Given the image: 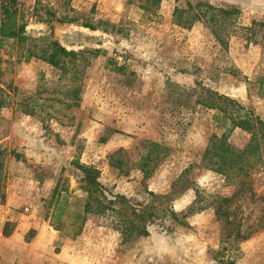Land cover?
Returning a JSON list of instances; mask_svg holds the SVG:
<instances>
[{
	"label": "rangeland",
	"instance_id": "1",
	"mask_svg": "<svg viewBox=\"0 0 264 264\" xmlns=\"http://www.w3.org/2000/svg\"><path fill=\"white\" fill-rule=\"evenodd\" d=\"M189 1L199 0L150 5L146 0H0V218L7 213L9 188L13 202L21 204L17 216L51 219L56 189L68 195V212L82 208L86 193L74 164L80 161L100 170L109 196L146 201L147 191L188 188L174 209L186 212L201 201L186 218L189 226L170 233L150 226L149 236L126 244L95 218L75 238L61 225L57 245L88 235L75 253L76 264H219L222 223L210 202L232 194L240 182L213 170L217 159L206 153L225 134L233 148H247L252 133L232 127L247 112L264 121V0H203L241 9L221 30H212L205 14L183 26L185 19L177 20L174 12L188 8ZM58 26L83 38L57 39ZM45 36L75 51L65 57L70 71L40 57L48 48ZM211 91L236 99L244 109L228 108ZM66 140L69 150L55 159L45 154L51 147L67 148ZM145 140L166 148L147 179L138 169L149 152ZM115 152L128 175L110 166ZM244 180L251 191L233 206H239L247 238L226 255L236 264H264V165L255 164ZM7 222L12 234L17 222ZM36 233L27 230L25 241ZM5 252L0 243V264H12Z\"/></svg>",
	"mask_w": 264,
	"mask_h": 264
},
{
	"label": "trees",
	"instance_id": "2",
	"mask_svg": "<svg viewBox=\"0 0 264 264\" xmlns=\"http://www.w3.org/2000/svg\"><path fill=\"white\" fill-rule=\"evenodd\" d=\"M160 1L146 0V3L149 5L151 3L159 4ZM5 11L8 12V8ZM178 12L179 14H177ZM174 14L177 20H181V18L185 19V22H182V25L185 27H191L195 20H202L203 14L205 16L209 15L207 21L212 30H221L225 21L227 22L233 16L241 14V9L237 6L224 7L199 0L197 3L189 1L188 8H177ZM253 24L257 25L258 23L253 22ZM258 25L262 26L263 24ZM41 39L47 42L48 48L40 57L54 68L62 69L64 73L70 71L67 70L68 66L65 64V57L76 56L75 51H69L61 42L51 40L47 36ZM72 91L75 93V103L79 105V92L76 89ZM211 93L218 99L224 100L228 108L244 109L243 105L234 98L217 91H211ZM232 124L233 128H244L252 133V139L247 148L243 150L233 148L226 140L225 134L206 153L211 154V157L214 156L217 159L213 161V170L225 175L226 179H230V175H232L231 178L234 176L240 182L232 194L216 195L212 198V202H210V205L215 207L217 219L222 223V247L218 251V255L216 254L219 264H236V258L232 256L228 257L226 251L235 249L234 247H237V244L247 238V234L242 230L239 219V206L233 205L237 204L239 197L243 193L248 190L251 191L249 186L247 187L249 183L245 182L244 177L255 167V164L264 165V121L253 112H247L245 119ZM143 142L144 148L148 149L149 152L146 155L142 154L143 158L140 160V167L138 169L142 172L143 178L147 179L151 177L158 159L162 157L160 153H165L166 148L157 142L147 140ZM1 154L2 151L0 149V156ZM118 154V152L110 154L109 164L111 167L117 168L119 173L128 175L129 171L124 168L125 160L115 158ZM74 164L82 172V176L77 182L81 184L82 190L86 193L82 208L75 212H68V195L60 194L56 189L54 197L57 196L58 199L51 216V225L57 230H61V227L64 226L66 236L71 238L81 235L86 223L93 218L101 221V226L109 225L117 231L123 244L131 242L136 238L149 236L150 226H157L163 232L170 233L180 225L189 226L186 218L201 201L196 199L186 212L176 211L173 207V202L188 188L184 190L173 189L169 194H156L153 191H147L148 198L146 201H136L124 194L109 196L107 193L109 189L100 180L101 172L97 167L80 161L74 162ZM1 166L0 162V168ZM0 198L2 200L3 195L0 194ZM206 207L202 206L199 209ZM64 214L67 217L66 222L62 221ZM9 224L8 222L6 223L3 231L6 236L11 235L7 229Z\"/></svg>",
	"mask_w": 264,
	"mask_h": 264
},
{
	"label": "crops",
	"instance_id": "3",
	"mask_svg": "<svg viewBox=\"0 0 264 264\" xmlns=\"http://www.w3.org/2000/svg\"><path fill=\"white\" fill-rule=\"evenodd\" d=\"M73 125L75 129L78 127V124ZM62 130V128L58 129L60 132ZM61 137H65V132L61 134ZM67 143V148L61 147V150L58 147H55V149L51 147L45 154L55 159L57 155L59 156L62 152H66L71 148V143L69 141ZM58 160L62 159L58 157ZM20 205L13 202V188H9L6 203L7 213H5V219H3L4 217L0 218V236L3 237L0 239V243L3 244L6 250L5 255L11 259L12 264H76L75 253L80 249L79 245L88 235L83 236V238L80 237L77 241L66 238L63 245H57L60 232L51 225V219L46 220L34 216L26 217V214L25 216L20 215L21 217L17 216L15 210ZM13 220L17 222V229L10 236H4L3 223L6 224L7 221ZM28 223L31 225L29 226ZM30 229L36 230L37 233L33 240L26 242L24 239L26 231ZM58 246L59 248H57ZM8 249L10 252L7 251Z\"/></svg>",
	"mask_w": 264,
	"mask_h": 264
},
{
	"label": "water",
	"instance_id": "4",
	"mask_svg": "<svg viewBox=\"0 0 264 264\" xmlns=\"http://www.w3.org/2000/svg\"><path fill=\"white\" fill-rule=\"evenodd\" d=\"M55 36L57 39L64 41H72L83 38L81 34L60 26L55 28Z\"/></svg>",
	"mask_w": 264,
	"mask_h": 264
}]
</instances>
